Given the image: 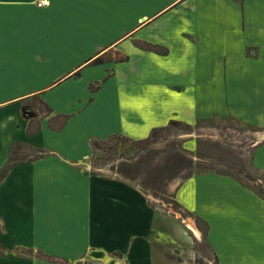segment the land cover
<instances>
[{
	"label": "crops",
	"instance_id": "crops-1",
	"mask_svg": "<svg viewBox=\"0 0 264 264\" xmlns=\"http://www.w3.org/2000/svg\"><path fill=\"white\" fill-rule=\"evenodd\" d=\"M223 116L261 132L264 174V0H0V171L15 144L37 152L0 177V264H177L192 228L84 161L111 135ZM169 189L215 264H264V192L216 171Z\"/></svg>",
	"mask_w": 264,
	"mask_h": 264
},
{
	"label": "rangeland",
	"instance_id": "rangeland-1",
	"mask_svg": "<svg viewBox=\"0 0 264 264\" xmlns=\"http://www.w3.org/2000/svg\"><path fill=\"white\" fill-rule=\"evenodd\" d=\"M260 134V131L226 116L199 120L192 125L171 121L163 127L152 130L148 136L140 140L111 135L95 144L91 154L84 162L90 165L89 168L99 173L121 175L134 181L148 190L152 205L164 213L178 218L184 226L189 223L195 228L196 225L201 234L196 233L198 239L192 240L189 245L191 248H184L181 253H178L177 264H215L214 257L203 239V225L193 215L180 210L174 204V193L169 188L171 187L172 190L181 180L196 172L216 171L231 175L253 188L256 186L257 191L263 193V183L256 185L255 182L258 180L264 182V174L257 172L249 164V154L253 144L262 139ZM25 152L37 155L34 150H25ZM189 159L191 163L187 161ZM142 165L145 166V169L136 175L132 166ZM154 166H166L165 173L162 171V174L157 178V182L161 180V183L165 185L164 197H161L160 194L155 195L152 188L142 185L143 180L146 179L144 177L146 169ZM122 169L132 171L135 178L125 177ZM171 222L174 226L172 223L168 224L173 229L180 226L173 219ZM187 227L191 228L189 225ZM190 230L194 235V231ZM98 259L94 253H91L70 264H91L99 262Z\"/></svg>",
	"mask_w": 264,
	"mask_h": 264
},
{
	"label": "trees",
	"instance_id": "trees-1",
	"mask_svg": "<svg viewBox=\"0 0 264 264\" xmlns=\"http://www.w3.org/2000/svg\"><path fill=\"white\" fill-rule=\"evenodd\" d=\"M21 147V144L17 143L12 147V152H11V157L10 159L7 161L6 165L1 169L0 171V177H2L4 175V173L14 164H16V162L25 160L26 158H29L28 156L31 154H20L19 148ZM32 156V155H31ZM177 162L179 160H176ZM191 163V160H187ZM175 164V163H174ZM169 168V166H167ZM121 169V168H120ZM135 169V170H133ZM145 169V166H132V170L133 172H135L136 175H138L139 173H141L143 170ZM166 170V166H154L152 168H147L145 171V175L144 177H146V179L143 180L142 185L144 187H150L155 191V195L160 194L161 197L165 196V190H164V186L161 183V180H159L157 182V178L159 177L160 174L165 173ZM122 173L124 174L125 177H129V178H135V175H133L132 171H128L126 169H122L121 170ZM120 171V172H121ZM157 182V183H156ZM174 204H176V206L180 207V205L175 201ZM196 220L200 223V219L196 218ZM204 233V230H203Z\"/></svg>",
	"mask_w": 264,
	"mask_h": 264
},
{
	"label": "bare ground",
	"instance_id": "bare-ground-1",
	"mask_svg": "<svg viewBox=\"0 0 264 264\" xmlns=\"http://www.w3.org/2000/svg\"><path fill=\"white\" fill-rule=\"evenodd\" d=\"M188 225L194 230L195 233H197V230H195L191 224L188 223ZM98 260L103 264H122L120 261H118V259H112L108 254H104V256Z\"/></svg>",
	"mask_w": 264,
	"mask_h": 264
},
{
	"label": "water",
	"instance_id": "water-1",
	"mask_svg": "<svg viewBox=\"0 0 264 264\" xmlns=\"http://www.w3.org/2000/svg\"><path fill=\"white\" fill-rule=\"evenodd\" d=\"M140 191L143 192L145 195L149 196L148 194V190L147 189H144L143 187H139ZM96 257L98 258H102L104 256V254H106L105 252H102V251H96V252H93ZM91 264H103L102 262H94V263H91Z\"/></svg>",
	"mask_w": 264,
	"mask_h": 264
},
{
	"label": "built area",
	"instance_id": "built-area-1",
	"mask_svg": "<svg viewBox=\"0 0 264 264\" xmlns=\"http://www.w3.org/2000/svg\"><path fill=\"white\" fill-rule=\"evenodd\" d=\"M34 2L38 5V6H43L48 4V0H34Z\"/></svg>",
	"mask_w": 264,
	"mask_h": 264
}]
</instances>
